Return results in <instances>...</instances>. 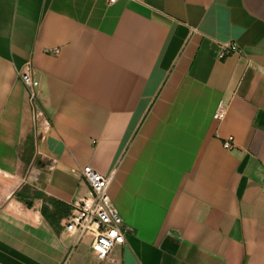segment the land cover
Returning <instances> with one entry per match:
<instances>
[{
	"label": "crops",
	"instance_id": "obj_1",
	"mask_svg": "<svg viewBox=\"0 0 264 264\" xmlns=\"http://www.w3.org/2000/svg\"><path fill=\"white\" fill-rule=\"evenodd\" d=\"M85 166L130 229L106 261L62 227ZM66 259L264 264V0H0V264Z\"/></svg>",
	"mask_w": 264,
	"mask_h": 264
},
{
	"label": "built area",
	"instance_id": "obj_2",
	"mask_svg": "<svg viewBox=\"0 0 264 264\" xmlns=\"http://www.w3.org/2000/svg\"><path fill=\"white\" fill-rule=\"evenodd\" d=\"M237 50L236 45L228 43L223 46L219 58L223 59ZM53 53L58 51L55 50ZM19 77L28 91V103L34 114L37 130L42 133L48 123L40 118L42 116L38 108L39 82L32 79L29 64L19 72ZM224 116L225 108L220 103L213 118L222 120ZM223 147L227 150L233 148L232 139H226ZM79 172L89 186L90 196L73 203L70 214L63 220L62 227L73 237V247L89 239L93 255L99 261H106L115 247L125 243V234L130 229L123 225L121 216L112 204L109 195L111 178L99 174L89 166L83 167ZM62 264L69 263L66 259Z\"/></svg>",
	"mask_w": 264,
	"mask_h": 264
},
{
	"label": "rangeland",
	"instance_id": "obj_3",
	"mask_svg": "<svg viewBox=\"0 0 264 264\" xmlns=\"http://www.w3.org/2000/svg\"><path fill=\"white\" fill-rule=\"evenodd\" d=\"M39 157H42V156H39V155H38L37 158H36V160H35V162L38 160ZM43 159H45V158H43ZM38 162H39V160H38Z\"/></svg>",
	"mask_w": 264,
	"mask_h": 264
}]
</instances>
